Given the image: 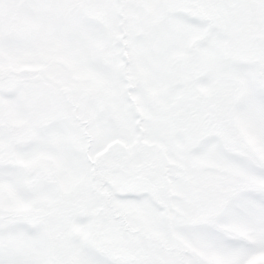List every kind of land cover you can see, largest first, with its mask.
I'll list each match as a JSON object with an SVG mask.
<instances>
[{
  "label": "snow or ice",
  "instance_id": "1",
  "mask_svg": "<svg viewBox=\"0 0 264 264\" xmlns=\"http://www.w3.org/2000/svg\"><path fill=\"white\" fill-rule=\"evenodd\" d=\"M0 264H264V0H0Z\"/></svg>",
  "mask_w": 264,
  "mask_h": 264
}]
</instances>
